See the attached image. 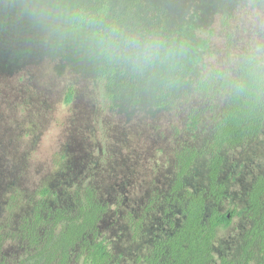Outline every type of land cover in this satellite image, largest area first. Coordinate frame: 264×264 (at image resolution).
<instances>
[{"label":"rangeland","instance_id":"obj_1","mask_svg":"<svg viewBox=\"0 0 264 264\" xmlns=\"http://www.w3.org/2000/svg\"><path fill=\"white\" fill-rule=\"evenodd\" d=\"M96 1L0 0V262L16 264L29 253L22 226L37 205L72 209L92 188L108 208L99 230L114 264H147L153 242L181 212L168 199L176 156L185 145H204L227 101L204 96L198 81L213 70L233 78L230 58L264 41V0H140L129 34L159 39L170 55L133 65L99 41L98 29L72 26L75 9ZM112 1L121 12L134 5ZM200 39L210 40L205 52L195 48ZM108 56L141 73L137 88L114 101L99 77ZM193 56L202 62L195 65ZM166 84L171 109L159 107ZM69 89L73 101L66 103ZM194 114L197 128L190 126ZM207 165L208 157L194 163L184 177L189 188L206 187ZM262 174L264 127L226 150L221 211L242 208ZM250 226L236 217L218 229L214 264L242 257Z\"/></svg>","mask_w":264,"mask_h":264},{"label":"trees","instance_id":"obj_2","mask_svg":"<svg viewBox=\"0 0 264 264\" xmlns=\"http://www.w3.org/2000/svg\"><path fill=\"white\" fill-rule=\"evenodd\" d=\"M258 3L261 0H251ZM140 0H134L131 11L121 12L112 0H97L93 6L81 5L74 11L72 26L85 29L75 22L78 12L103 16L109 24L129 33L128 20ZM162 29V28H161ZM155 32H152L154 35ZM195 48L203 52L210 48L209 39H200ZM194 64L202 62L193 56ZM105 93L112 101L126 88L135 89L141 73L129 64L114 62L108 56L99 74ZM197 90L212 98L227 96L222 112L212 127L210 136L201 148L185 145L176 156V179L169 193V201L180 203L179 211L170 219L172 226L155 239L147 264H214V243L220 227H228L234 218L250 221V229L243 238L242 257L234 262L226 258L221 264H264V174L259 176L247 192L245 205L223 212L220 206L226 198V187L220 175L225 163V152L258 137L264 127V87L257 88L240 76L229 77L221 70H213L197 83ZM172 88L165 85L159 107L171 109ZM73 101L69 89L65 102ZM200 115H192L190 126L197 128ZM208 157L206 187L189 188L186 177L194 163ZM43 194L46 191L42 192ZM108 208L92 188H86L72 209L49 210L37 205L32 218L22 226V237L29 253L16 264H114L113 253L101 236L99 225ZM3 239L0 235V253ZM0 264H6L0 262Z\"/></svg>","mask_w":264,"mask_h":264},{"label":"clouds","instance_id":"obj_3","mask_svg":"<svg viewBox=\"0 0 264 264\" xmlns=\"http://www.w3.org/2000/svg\"><path fill=\"white\" fill-rule=\"evenodd\" d=\"M75 22L98 29L99 41L133 65L148 66L170 55L159 39L126 33L119 26L109 24L103 16L78 12ZM228 72L246 78L257 88L264 87V41L254 40L243 54L233 55Z\"/></svg>","mask_w":264,"mask_h":264}]
</instances>
